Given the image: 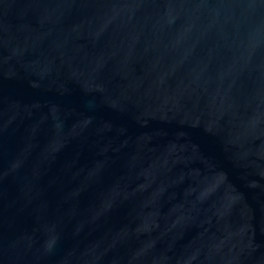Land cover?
Returning a JSON list of instances; mask_svg holds the SVG:
<instances>
[{"label": "water", "instance_id": "obj_1", "mask_svg": "<svg viewBox=\"0 0 264 264\" xmlns=\"http://www.w3.org/2000/svg\"><path fill=\"white\" fill-rule=\"evenodd\" d=\"M0 264H264V0H0Z\"/></svg>", "mask_w": 264, "mask_h": 264}]
</instances>
